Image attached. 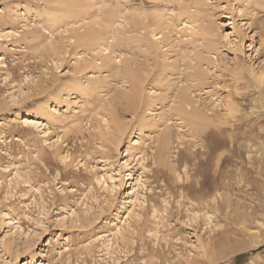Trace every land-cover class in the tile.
<instances>
[{"label": "rangeland", "instance_id": "374dc122", "mask_svg": "<svg viewBox=\"0 0 264 264\" xmlns=\"http://www.w3.org/2000/svg\"><path fill=\"white\" fill-rule=\"evenodd\" d=\"M65 5L0 0V264H264V0Z\"/></svg>", "mask_w": 264, "mask_h": 264}, {"label": "bare ground", "instance_id": "6f19581e", "mask_svg": "<svg viewBox=\"0 0 264 264\" xmlns=\"http://www.w3.org/2000/svg\"><path fill=\"white\" fill-rule=\"evenodd\" d=\"M68 1L69 0H61V2H62V4H68ZM69 5H73V3L72 4H69ZM66 6V5H65ZM73 8H76V9H78L77 8V6H74L73 5ZM70 9H72V6H71V8ZM75 10V9H74ZM73 10V11H74ZM70 11V10H69ZM79 12H81L80 10H78ZM77 11V12H78ZM67 12H68V9H67ZM72 14H73V12H71ZM70 13V14H71ZM75 13V12H74ZM69 14V13H68ZM69 14V15H70ZM68 15V16H69ZM93 31H95V29L94 30H91V29H89V31L86 33V37H91V38H93V34H94V32ZM88 39V38H87ZM95 39V38H94ZM88 41V40H87ZM91 42H93V39H92V41ZM91 42H89V43H91ZM138 70L136 69V70H134V69H131V67L129 66L128 67V65H127V67L125 68V74H126V77H127V79L131 82V93H128V92H125L124 91V93L122 94L123 95V97L124 98H126L127 99V101H129V103H130V105H131V107H133L134 108V106H136V108L137 107H139V103H142L141 101H139L138 102V99L140 100V98H139V96H140V94H141V89H143L142 87H141V83L143 82H141V80H143V78H141V77H139V75L140 74H138V72H137ZM125 76V75H124ZM125 78V77H124ZM144 83V82H143ZM152 85H155V84H152ZM142 86H143V84H142ZM151 88V87H150ZM145 89V88H144ZM144 91H142V93H143ZM120 95H121V93H120ZM122 95H121V97H122ZM142 95V94H141ZM122 97V98H123ZM141 97V96H140ZM143 104V103H142ZM141 105V104H140ZM139 109V108H138ZM197 117H198V115H197ZM195 118H196V116H195ZM195 118H193L192 120L195 122L196 120H194ZM201 118V117H200ZM193 122V123H194ZM190 123H191V120H190ZM192 123V124H193ZM195 124V123H194ZM193 127V126H192ZM197 128V127H196ZM203 130V129H202ZM201 130V131H202ZM224 130V129H223ZM200 131V130H199ZM160 142H161V149H168L169 148V140H168V138L167 137H165V138H163L162 140H160ZM200 143V142H199ZM234 169V168H233ZM241 171V170H240ZM219 176H220V174H219ZM205 179V178H204ZM202 180V179H201ZM210 180V179H209ZM202 182H203V180H202ZM188 185V184H187ZM195 185V184H194ZM194 185H192V186H194ZM194 201V200H193ZM214 206V205H213ZM207 208V207H206Z\"/></svg>", "mask_w": 264, "mask_h": 264}]
</instances>
